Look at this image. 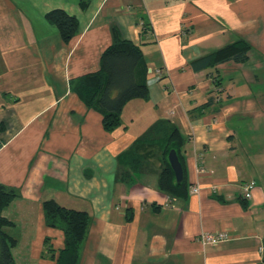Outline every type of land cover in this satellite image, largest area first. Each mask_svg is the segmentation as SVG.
<instances>
[{
  "label": "crops",
  "instance_id": "1",
  "mask_svg": "<svg viewBox=\"0 0 264 264\" xmlns=\"http://www.w3.org/2000/svg\"><path fill=\"white\" fill-rule=\"evenodd\" d=\"M56 8L77 19L68 41L45 17ZM113 28L141 50L148 91L105 130L74 85ZM239 39L245 61L191 65ZM160 120L184 137V198L159 190L162 145L142 141ZM0 183L17 190L2 211L15 264H56L49 198L90 217L78 264H264V0H0Z\"/></svg>",
  "mask_w": 264,
  "mask_h": 264
},
{
  "label": "trees",
  "instance_id": "2",
  "mask_svg": "<svg viewBox=\"0 0 264 264\" xmlns=\"http://www.w3.org/2000/svg\"><path fill=\"white\" fill-rule=\"evenodd\" d=\"M87 0H81L85 5ZM54 23L64 41H68L75 33L77 19L64 10L56 8L45 16ZM117 29L113 28V41L100 55L97 71L81 76L74 85V91L81 101L102 116L105 130H112L120 123V113L124 104L134 97H147L148 84L145 79L146 64L138 46L121 38ZM250 44L239 39L193 60L191 65L196 70L215 66L220 62H243L248 58ZM212 103L210 99L205 105ZM202 106V107H205ZM201 107V108H202ZM143 142H160L163 148V166L158 176V188L175 198L187 195L185 178L177 183L174 172L168 162L167 154L174 149L185 170L181 148L184 137L178 127L167 121H157L142 139ZM142 161L133 156L125 160L128 170H132ZM17 196V190L0 183V264H15L12 248L16 239L6 232V227L13 222L2 214L4 208ZM43 215L48 226L63 231V246L55 257L56 264H78L79 250L86 237L89 226V215L84 210H77L60 205L53 198L42 203ZM53 256V255H52Z\"/></svg>",
  "mask_w": 264,
  "mask_h": 264
},
{
  "label": "built area",
  "instance_id": "3",
  "mask_svg": "<svg viewBox=\"0 0 264 264\" xmlns=\"http://www.w3.org/2000/svg\"><path fill=\"white\" fill-rule=\"evenodd\" d=\"M158 74H160L158 72ZM159 76L157 75V78ZM255 185V182L253 180L251 181H247L245 183H243L242 185V193H243V197L244 198H249L251 196V191L253 189V186ZM199 188L198 186H193L191 188V192H198ZM229 238V234L227 232L224 231H218L215 233H211V232H203L201 234H199L198 236V240L202 243V244H216L218 242L227 240ZM260 249H264V244H262L260 246Z\"/></svg>",
  "mask_w": 264,
  "mask_h": 264
},
{
  "label": "water",
  "instance_id": "4",
  "mask_svg": "<svg viewBox=\"0 0 264 264\" xmlns=\"http://www.w3.org/2000/svg\"><path fill=\"white\" fill-rule=\"evenodd\" d=\"M167 159L174 172V177H175L176 182L180 183L184 178L183 167L174 149L169 150L167 154Z\"/></svg>",
  "mask_w": 264,
  "mask_h": 264
},
{
  "label": "rangeland",
  "instance_id": "5",
  "mask_svg": "<svg viewBox=\"0 0 264 264\" xmlns=\"http://www.w3.org/2000/svg\"><path fill=\"white\" fill-rule=\"evenodd\" d=\"M7 229H6V232L9 234V235H11L12 236V234L14 233L13 231H11L10 230V228L9 227H6ZM12 233V234H11Z\"/></svg>",
  "mask_w": 264,
  "mask_h": 264
}]
</instances>
